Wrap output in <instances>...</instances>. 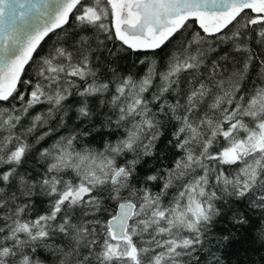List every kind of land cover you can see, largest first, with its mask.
<instances>
[{"label": "trees", "instance_id": "16d2710c", "mask_svg": "<svg viewBox=\"0 0 264 264\" xmlns=\"http://www.w3.org/2000/svg\"><path fill=\"white\" fill-rule=\"evenodd\" d=\"M113 21L82 0L0 102V264H264V17L156 51Z\"/></svg>", "mask_w": 264, "mask_h": 264}, {"label": "water", "instance_id": "95a60500", "mask_svg": "<svg viewBox=\"0 0 264 264\" xmlns=\"http://www.w3.org/2000/svg\"><path fill=\"white\" fill-rule=\"evenodd\" d=\"M82 0H0V102L14 93L38 46L61 29ZM118 39L139 51H156L187 21L205 34H220L243 12L264 17V0H107ZM121 171L114 175V182ZM135 205L123 202L108 222L111 240L128 239Z\"/></svg>", "mask_w": 264, "mask_h": 264}, {"label": "rangeland", "instance_id": "374dc122", "mask_svg": "<svg viewBox=\"0 0 264 264\" xmlns=\"http://www.w3.org/2000/svg\"><path fill=\"white\" fill-rule=\"evenodd\" d=\"M262 139H264V125L261 127L260 133L254 139V141L252 142V144L258 143L255 146L257 148H259L261 146L260 143H261ZM245 143H247V141ZM245 143H242V144L241 143H239V144L238 143L233 144L232 147L230 149H228L227 152L224 153V156L226 158L233 159L235 157V155H236L237 150L243 151V150H245L247 148V144H245ZM126 248L127 247H124V249H126ZM111 251L113 253H115V252H117V248H111Z\"/></svg>", "mask_w": 264, "mask_h": 264}]
</instances>
